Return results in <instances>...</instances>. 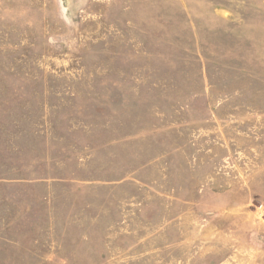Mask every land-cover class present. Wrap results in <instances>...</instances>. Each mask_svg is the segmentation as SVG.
Here are the masks:
<instances>
[{
  "label": "rangeland",
  "instance_id": "obj_1",
  "mask_svg": "<svg viewBox=\"0 0 264 264\" xmlns=\"http://www.w3.org/2000/svg\"><path fill=\"white\" fill-rule=\"evenodd\" d=\"M0 264H264V0H0Z\"/></svg>",
  "mask_w": 264,
  "mask_h": 264
}]
</instances>
